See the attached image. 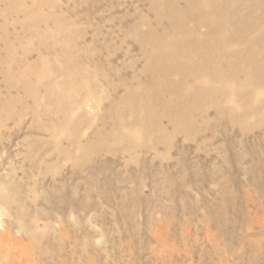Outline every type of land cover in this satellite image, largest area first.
<instances>
[{
    "label": "rangeland",
    "instance_id": "374dc122",
    "mask_svg": "<svg viewBox=\"0 0 264 264\" xmlns=\"http://www.w3.org/2000/svg\"><path fill=\"white\" fill-rule=\"evenodd\" d=\"M0 264H264V0H0Z\"/></svg>",
    "mask_w": 264,
    "mask_h": 264
},
{
    "label": "bare ground",
    "instance_id": "6f19581e",
    "mask_svg": "<svg viewBox=\"0 0 264 264\" xmlns=\"http://www.w3.org/2000/svg\"><path fill=\"white\" fill-rule=\"evenodd\" d=\"M176 55V54H175Z\"/></svg>",
    "mask_w": 264,
    "mask_h": 264
}]
</instances>
